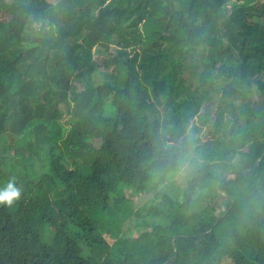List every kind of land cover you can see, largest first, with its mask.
Wrapping results in <instances>:
<instances>
[{"label": "trees", "instance_id": "1", "mask_svg": "<svg viewBox=\"0 0 264 264\" xmlns=\"http://www.w3.org/2000/svg\"><path fill=\"white\" fill-rule=\"evenodd\" d=\"M46 4L0 0V264H264V0Z\"/></svg>", "mask_w": 264, "mask_h": 264}, {"label": "rangeland", "instance_id": "2", "mask_svg": "<svg viewBox=\"0 0 264 264\" xmlns=\"http://www.w3.org/2000/svg\"><path fill=\"white\" fill-rule=\"evenodd\" d=\"M47 4L46 6H42L41 7V19L44 22L45 25H47L49 27V30L54 33V25L52 24L53 18H52V8H53V3H55L57 0H46ZM256 21H258L261 24H264V21L262 18H256ZM93 55L95 60L100 64V69H103L102 63L104 62V60L107 57V52L104 51V49L100 46H95L93 49ZM105 69V68H104ZM101 75L98 74L97 78H100ZM261 77L264 78V72L261 73ZM201 110L203 111V108H201ZM209 137V136H208ZM206 135H204V133H202V138L203 140L209 139ZM99 140L95 139L94 143L95 144H99ZM189 167L188 165H182L181 169L175 174L173 175V177L171 178V180H169V183H164L166 184V187L171 189L173 191L174 185L177 186H182L184 184L185 181V177L188 173ZM164 184H162L161 186L163 187ZM159 188V186H158ZM155 190H153L150 193H147L146 195H141V196H137L135 195L132 190L130 189H126L124 191V193L126 194L127 197H129L135 204V214H131L129 216H126L123 221L121 222L120 226V232L121 233H128L131 232L133 235H137L139 233V230L137 229L136 226V219L142 217L145 213H146V204L149 203L151 200H153V194H154ZM217 211H220V208L217 207ZM111 241V240H110Z\"/></svg>", "mask_w": 264, "mask_h": 264}, {"label": "clouds", "instance_id": "3", "mask_svg": "<svg viewBox=\"0 0 264 264\" xmlns=\"http://www.w3.org/2000/svg\"><path fill=\"white\" fill-rule=\"evenodd\" d=\"M22 188L11 178L0 187V205L12 206L21 197Z\"/></svg>", "mask_w": 264, "mask_h": 264}]
</instances>
